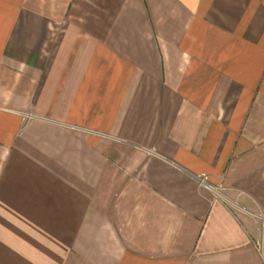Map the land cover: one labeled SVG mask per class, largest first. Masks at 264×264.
Returning a JSON list of instances; mask_svg holds the SVG:
<instances>
[{
    "label": "crops",
    "instance_id": "obj_1",
    "mask_svg": "<svg viewBox=\"0 0 264 264\" xmlns=\"http://www.w3.org/2000/svg\"><path fill=\"white\" fill-rule=\"evenodd\" d=\"M0 264H264V0H0Z\"/></svg>",
    "mask_w": 264,
    "mask_h": 264
},
{
    "label": "built area",
    "instance_id": "obj_2",
    "mask_svg": "<svg viewBox=\"0 0 264 264\" xmlns=\"http://www.w3.org/2000/svg\"><path fill=\"white\" fill-rule=\"evenodd\" d=\"M209 178H210V175L203 173V174L199 175L198 180L201 184H203L207 188L213 189L215 187L211 183L208 182ZM257 246L260 248L259 242H257Z\"/></svg>",
    "mask_w": 264,
    "mask_h": 264
}]
</instances>
